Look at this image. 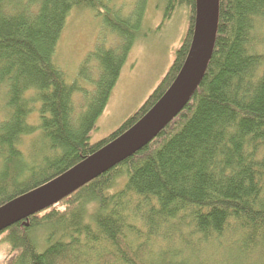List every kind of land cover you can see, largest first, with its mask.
Masks as SVG:
<instances>
[{"label":"trees","instance_id":"obj_1","mask_svg":"<svg viewBox=\"0 0 264 264\" xmlns=\"http://www.w3.org/2000/svg\"><path fill=\"white\" fill-rule=\"evenodd\" d=\"M146 1L125 16L111 0H0V206L119 137L173 83L196 0H168L167 14L189 10L172 65L133 115L91 141ZM83 9L103 10L120 42L90 52L71 81L55 55L71 12ZM263 22L264 0H220L214 52L190 102L133 156L0 232L15 254L8 264H252L264 250V41L255 38ZM92 62L96 79L84 72Z\"/></svg>","mask_w":264,"mask_h":264},{"label":"rangeland","instance_id":"obj_2","mask_svg":"<svg viewBox=\"0 0 264 264\" xmlns=\"http://www.w3.org/2000/svg\"><path fill=\"white\" fill-rule=\"evenodd\" d=\"M111 2L112 6L120 8L125 16L131 15L137 4V0H111ZM167 2L168 0H148V3L146 1L142 28L123 66L118 85L116 84L117 88L110 100L117 112L125 113L126 107L123 104L128 102L133 103L131 110H138L136 103L143 98L155 81L162 79L174 61L175 50L181 44V38L184 37L189 26V10L185 7L176 8V11L167 14ZM101 13L97 16L91 10H74L67 20L55 60L71 81L77 77L78 70L88 59L90 52L99 47H117L120 42L118 37L106 28L105 13L103 10ZM259 26L261 25H256L255 38L257 41L259 39L264 41V28ZM258 46L255 47L256 52L260 51ZM261 51L264 52V46ZM93 63L84 68V72L87 71L91 78L96 79L98 68L96 63ZM85 86L93 90L92 84L85 82ZM76 100L82 101L80 97H77L75 106H77ZM117 121L118 118L115 117L114 123ZM111 123L112 119L101 120V127L94 131L91 140L93 142L100 140L104 130L109 128ZM5 237L6 234L0 238V264H8L15 256V254L10 256L9 243L4 241ZM224 260L222 264L225 263ZM249 260L252 264H264V250L252 255ZM241 263L239 261L238 264Z\"/></svg>","mask_w":264,"mask_h":264},{"label":"water","instance_id":"obj_3","mask_svg":"<svg viewBox=\"0 0 264 264\" xmlns=\"http://www.w3.org/2000/svg\"><path fill=\"white\" fill-rule=\"evenodd\" d=\"M220 0H196L188 55L177 77L132 127L80 163L43 185L0 206V232L48 209L148 145L185 108L212 58L219 26Z\"/></svg>","mask_w":264,"mask_h":264},{"label":"crops","instance_id":"obj_4","mask_svg":"<svg viewBox=\"0 0 264 264\" xmlns=\"http://www.w3.org/2000/svg\"><path fill=\"white\" fill-rule=\"evenodd\" d=\"M182 39L183 38H181V42H182ZM180 45V44H179ZM179 45L177 46V48L179 47ZM176 51V50H175ZM160 82V80H157V81H155L154 83H153V85L151 86V88L147 91V93L143 96V98L139 101V102H137L136 103V108H139L140 106H141V104H142V102L145 100V98L149 95V93H151V91H153V89L158 85V83ZM117 85H118V83H117ZM117 85L115 86V88H114V90H113V92H112V95H111V98H110V100L113 98V95H114V92H115V90H116V88H117ZM110 100H109V103H108V105H107V107H106V110H105V112H104V114H103V117H102V119L101 120H103V119H112V123H111V125H110V127L109 128H107V129H105L104 130V134H103V136L100 138V139H102V138H105V137H107L111 132H113L124 120H126L129 116H131V115H133L136 111H137V109L136 110H131V108H132V106H133V103L131 102H128V103H124L123 105H125V107H126V111H125V113H123L122 111H119V112H117L116 110L117 109H114L113 107H112V105H111V103H110ZM115 117H117L118 118V121L117 122H115L114 123V118ZM100 127H101V123H100Z\"/></svg>","mask_w":264,"mask_h":264},{"label":"bare ground","instance_id":"obj_5","mask_svg":"<svg viewBox=\"0 0 264 264\" xmlns=\"http://www.w3.org/2000/svg\"><path fill=\"white\" fill-rule=\"evenodd\" d=\"M166 91H167V90H166ZM152 92H153V91H152ZM152 92H151V93H152ZM151 93H150V94H151ZM150 94H149V95L145 98V100L142 102L141 106L145 103V101L148 99V97L150 96ZM162 96H163V95H162ZM162 96H161V97H162ZM155 104H156V103H155ZM107 105H108V104H107ZM141 106H140V107H141ZM153 106H154V105H153ZM153 106H152V107H153ZM106 107H107V106H106ZM140 107H139V108H140ZM152 107H151V108H152ZM105 110H106V108H105ZM105 110H104V112H105ZM104 112H103L102 115L100 116V118H99V120H98V122H97V126H96V128H95V129L93 130V132L91 133V139H92V135H93L94 131L98 130L99 127H100L101 119H102V117H103ZM124 121H125V120H124ZM124 121H123V122H124ZM123 122H122V123H123ZM122 123H121L116 129H118V128L122 125ZM116 129H115V130H116ZM115 130H114V131H115ZM114 131H113V132H114ZM113 132H111V133H113ZM111 133H110V134H111ZM110 134H109V135H110ZM109 135H108V136H109ZM105 138H106V137H105ZM102 139H104V138H102ZM102 139H100V140H98V141H101ZM91 141H92V140H91ZM98 141H96V142H98ZM92 142H93V141H92ZM114 167H115V166L111 167L110 169H112V168H114ZM110 169H109V170H110ZM60 175H61V174H60ZM58 176H59V175H58ZM78 190H79V189H78ZM78 190H77V191H78ZM75 192H76V191H75ZM75 192H74V193H75ZM72 194H73V193H72ZM72 194H70V195H72ZM70 195H69V196H70ZM67 197H68V196H67ZM67 197H66V198H67ZM64 199H65V198H64ZM64 199H63V200H64ZM63 200H61V201H63ZM61 201H60V202H61ZM51 207H52V206H51ZM51 207H49V208H51ZM49 208H48V209H49ZM46 210H47V209H46ZM22 221H23V220H22ZM19 222H21V221H19ZM17 223H18V222H17ZM15 224H16V223H15ZM15 224H14V225H15ZM10 227H11V226H10Z\"/></svg>","mask_w":264,"mask_h":264}]
</instances>
